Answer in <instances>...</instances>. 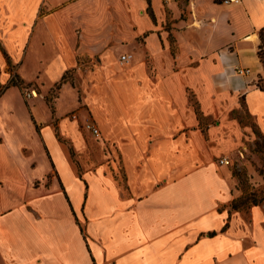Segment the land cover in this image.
<instances>
[{"label":"crops","instance_id":"0c3cea01","mask_svg":"<svg viewBox=\"0 0 264 264\" xmlns=\"http://www.w3.org/2000/svg\"><path fill=\"white\" fill-rule=\"evenodd\" d=\"M237 1L0 0V264H264L220 164L241 112L264 137V0Z\"/></svg>","mask_w":264,"mask_h":264},{"label":"rangeland","instance_id":"374dc122","mask_svg":"<svg viewBox=\"0 0 264 264\" xmlns=\"http://www.w3.org/2000/svg\"><path fill=\"white\" fill-rule=\"evenodd\" d=\"M81 64V68L84 70L94 68L96 63L82 61ZM74 74L75 72L68 73L66 79L67 81L75 83L77 88H80V82ZM261 88L263 89L264 85H261ZM27 92L28 91L22 92L24 99H26L25 93ZM37 97H39V95ZM44 99L48 103L50 109L54 108V97L52 93ZM76 107L77 100L74 98L73 92L70 88L64 89L61 100L58 102L60 113H70L67 114V117L71 120H73L72 116L77 114L83 128L84 119H80L79 112L75 110ZM42 111L44 115L47 114L46 108L42 107ZM237 118L243 126H249L254 134L253 142L249 143L247 151H242L243 156L237 153L231 156L230 159L232 162L230 168L237 181V187L242 192L241 197L238 199L241 202V211L247 213L253 205H264V137L259 133L251 118L246 114L241 112L237 115ZM91 138H93L92 140L95 143L99 141L96 137L92 136Z\"/></svg>","mask_w":264,"mask_h":264},{"label":"built area","instance_id":"2783aa9c","mask_svg":"<svg viewBox=\"0 0 264 264\" xmlns=\"http://www.w3.org/2000/svg\"><path fill=\"white\" fill-rule=\"evenodd\" d=\"M166 1H170V0H166ZM233 2H238L237 0H222L223 4H229V3H233ZM132 56L130 55H123L121 57V63H127L129 60H131ZM38 94L35 91H28L27 93H25V98L26 99H31V98H35L37 97ZM72 119L75 121H79V116L77 114H74L72 116ZM83 128L84 130H86L87 132H89L90 134H92L94 137L99 138L101 133L99 128L97 127V125L95 124V122L93 121V119L90 116L85 117L84 122H83ZM241 156H243L242 153H240ZM220 164L221 165H225L227 167L232 166V162L228 157H224L220 160Z\"/></svg>","mask_w":264,"mask_h":264},{"label":"trees","instance_id":"16d2710c","mask_svg":"<svg viewBox=\"0 0 264 264\" xmlns=\"http://www.w3.org/2000/svg\"><path fill=\"white\" fill-rule=\"evenodd\" d=\"M148 4H149L148 12H149L150 16L154 19V15H153L152 8H151V0H148ZM260 38H261L262 44L260 45L259 56H260L261 61L264 64V28L260 31ZM64 80H66V77L64 78ZM13 84H16V82L13 81ZM253 206H255V205H253ZM230 207L234 211H241V202L238 199L234 200L231 203ZM212 235H214V234H211V236Z\"/></svg>","mask_w":264,"mask_h":264}]
</instances>
